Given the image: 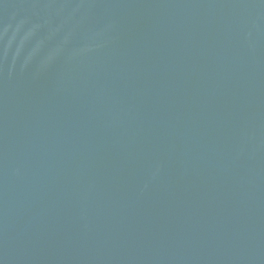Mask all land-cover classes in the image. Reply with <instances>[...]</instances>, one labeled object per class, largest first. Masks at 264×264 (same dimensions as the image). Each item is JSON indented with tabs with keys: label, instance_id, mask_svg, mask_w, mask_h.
<instances>
[{
	"label": "water",
	"instance_id": "obj_1",
	"mask_svg": "<svg viewBox=\"0 0 264 264\" xmlns=\"http://www.w3.org/2000/svg\"><path fill=\"white\" fill-rule=\"evenodd\" d=\"M0 264H264V0H0Z\"/></svg>",
	"mask_w": 264,
	"mask_h": 264
}]
</instances>
